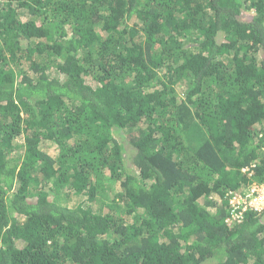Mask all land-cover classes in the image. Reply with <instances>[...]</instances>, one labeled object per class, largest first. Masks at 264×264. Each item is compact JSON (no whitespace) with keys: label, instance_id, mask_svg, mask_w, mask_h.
<instances>
[{"label":"trees","instance_id":"16d2710c","mask_svg":"<svg viewBox=\"0 0 264 264\" xmlns=\"http://www.w3.org/2000/svg\"><path fill=\"white\" fill-rule=\"evenodd\" d=\"M253 185L264 0H0V264H264Z\"/></svg>","mask_w":264,"mask_h":264},{"label":"built area","instance_id":"2783aa9c","mask_svg":"<svg viewBox=\"0 0 264 264\" xmlns=\"http://www.w3.org/2000/svg\"><path fill=\"white\" fill-rule=\"evenodd\" d=\"M248 186L229 194V206L233 219H238L247 210H258L264 205V188ZM242 213V214H241Z\"/></svg>","mask_w":264,"mask_h":264},{"label":"rangeland","instance_id":"374dc122","mask_svg":"<svg viewBox=\"0 0 264 264\" xmlns=\"http://www.w3.org/2000/svg\"><path fill=\"white\" fill-rule=\"evenodd\" d=\"M50 146H52V145H50V144H46V145L43 146V148H44V149H47V148H49ZM52 147H53V146H52ZM253 186H254L256 189H260V188H259L260 186H256V185H253ZM261 188L263 189L264 186H261ZM263 191H264V190H263ZM75 202H76V200L74 199L73 201L69 202L68 205H69V206H73V205H75Z\"/></svg>","mask_w":264,"mask_h":264},{"label":"clouds","instance_id":"9594fccd","mask_svg":"<svg viewBox=\"0 0 264 264\" xmlns=\"http://www.w3.org/2000/svg\"><path fill=\"white\" fill-rule=\"evenodd\" d=\"M263 207H264V205H263L261 208H263ZM261 208H260V209H261Z\"/></svg>","mask_w":264,"mask_h":264}]
</instances>
